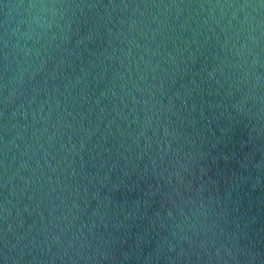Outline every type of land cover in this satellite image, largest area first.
<instances>
[{"label":"water","instance_id":"obj_1","mask_svg":"<svg viewBox=\"0 0 264 264\" xmlns=\"http://www.w3.org/2000/svg\"><path fill=\"white\" fill-rule=\"evenodd\" d=\"M0 264H264V0H0Z\"/></svg>","mask_w":264,"mask_h":264}]
</instances>
